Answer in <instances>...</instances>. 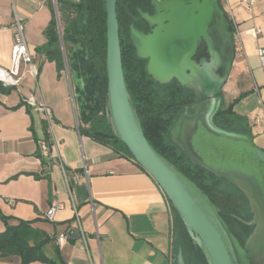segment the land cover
Wrapping results in <instances>:
<instances>
[{
    "label": "crops",
    "instance_id": "crops-1",
    "mask_svg": "<svg viewBox=\"0 0 264 264\" xmlns=\"http://www.w3.org/2000/svg\"><path fill=\"white\" fill-rule=\"evenodd\" d=\"M249 1L221 0L235 24L236 52L222 103L244 118L243 127L264 152V67L258 57L264 48V0ZM56 16L53 0H0V68L12 67L17 19L37 68L33 77L20 67V86L0 91V212L11 225L31 224V245L52 239L42 251L54 264H177L161 189L135 162L81 133L90 114L81 113L84 78L77 70L59 72L56 62L39 52ZM60 30L58 23L59 38ZM41 140L51 143L52 160L42 156ZM56 201L65 208L49 222L46 213ZM78 220L84 237L73 241L69 232L79 230ZM5 229L0 219V234ZM63 235L68 239L59 242Z\"/></svg>",
    "mask_w": 264,
    "mask_h": 264
},
{
    "label": "water",
    "instance_id": "water-1",
    "mask_svg": "<svg viewBox=\"0 0 264 264\" xmlns=\"http://www.w3.org/2000/svg\"><path fill=\"white\" fill-rule=\"evenodd\" d=\"M159 10V53L142 51L144 39L132 28L138 56L150 58L148 73L160 83L176 78L194 93V106L179 115L171 140L190 162L227 179L248 200L252 232L242 246L222 219L219 209L187 177L161 156L145 136L129 94L123 70L117 0H105L107 14V93L109 121L117 139L161 189L208 264H264V152L244 134L219 128L214 117L221 108L223 88L236 56L234 37L218 0H151ZM149 21L148 15H144ZM167 22L162 26V22ZM62 42V32L60 30ZM204 38L209 61L193 62L198 40ZM192 40L189 49L180 42ZM81 237L72 229L69 238ZM177 264H186L180 251Z\"/></svg>",
    "mask_w": 264,
    "mask_h": 264
},
{
    "label": "trees",
    "instance_id": "trees-1",
    "mask_svg": "<svg viewBox=\"0 0 264 264\" xmlns=\"http://www.w3.org/2000/svg\"><path fill=\"white\" fill-rule=\"evenodd\" d=\"M223 9L221 0H218ZM151 0H117V16L120 29V43L122 51L123 70L126 85L132 99L133 106L138 113L141 124L149 143L161 156L169 161L185 177L192 181L220 211L222 219L233 235L242 246L252 232L253 227L248 223L250 218L244 221L238 215V208L241 200L248 206V200L234 187L227 179L219 178L211 172L192 164L187 155L172 142L167 143L166 136L174 127L179 115L184 109L181 106L186 102L180 95V88L170 86L164 88L157 84L147 75L145 62L137 58L132 50L129 37V13L138 15L151 7ZM58 13L62 21V41L60 44L58 33V21L54 17L53 22L47 30L48 43L39 50L46 53L49 59L56 62L59 72L65 71L66 65L69 74L77 72L85 80V88L82 91L84 99L81 103V113L86 116L85 123L89 124L88 129H81L95 142L111 147L116 153L127 157L143 171L131 155L125 144L117 139L109 121L108 114V93H107V14L105 0H56ZM224 11V9H223ZM225 12V11H224ZM228 21V32L234 37V24L226 14ZM235 41V39H234ZM12 88H4L0 85V91L8 93ZM82 99V98H81ZM176 105L175 103H178ZM222 103V102H221ZM21 103L18 107L23 106ZM178 106V107H176ZM17 107V108H18ZM184 111V110H183ZM244 118L234 113L232 106L226 108L223 103L214 117V123L221 129L241 133L249 136L250 131L243 127ZM49 137L47 136V139ZM51 145V143H50ZM148 174V173H146ZM227 181L240 194L234 196L220 189V183ZM166 199V198H165ZM169 210L171 232L175 238L176 255L181 251L186 264H189L187 257H200L203 264H208L205 256L198 246L190 238L182 219L166 200ZM0 219L5 223V232L0 234V259H11L19 257L21 264L42 262L54 264L43 253L45 244L52 241L50 238L40 241L34 245L29 242L35 234V229L30 223L19 221L17 225H11L9 219L0 212ZM234 224H239L246 232L245 240L235 232Z\"/></svg>",
    "mask_w": 264,
    "mask_h": 264
},
{
    "label": "flooded vegetation",
    "instance_id": "flooded-vegetation-1",
    "mask_svg": "<svg viewBox=\"0 0 264 264\" xmlns=\"http://www.w3.org/2000/svg\"><path fill=\"white\" fill-rule=\"evenodd\" d=\"M158 3L159 1L162 2L163 0H157ZM151 8L145 12H140L138 15H132V14H128L129 18H130V23H129V37H130V43L132 46V50H134V54L137 58L141 59L142 61H144L145 64V69L147 72V75L150 76V78L157 84V86L159 87L162 86L164 88H168L170 86H175V87H179L180 88V95L181 98H183L186 102L185 105L181 106L182 108H184V111L186 108L189 109V111L192 110V107L195 105L193 102L194 99V93L183 87L180 82L176 79L173 78L169 83L166 84H162L159 82V80H155L149 73H148V66L150 63V58H141L138 56V49L134 44V41L132 39V28H134L136 30V32L144 39L143 43H142V51H144L145 53H149L151 52L153 49V41H151L149 39V37H151L153 34H156V46L158 49V53H159V10L156 11V6H154L151 2ZM144 15H148V18H150V20L148 21ZM167 22L163 21L162 22V26L166 25ZM192 40H188V41H183L180 42V49H189L191 46ZM196 49L194 50V56L192 57L193 62H195L198 66H202L203 62L205 61H209L210 56L208 54V47L204 38H201L200 40H198L197 44H196ZM176 105H179L178 103H175ZM222 106V104H221ZM178 107V106H176ZM183 111V112H184Z\"/></svg>",
    "mask_w": 264,
    "mask_h": 264
},
{
    "label": "built area",
    "instance_id": "built-area-1",
    "mask_svg": "<svg viewBox=\"0 0 264 264\" xmlns=\"http://www.w3.org/2000/svg\"><path fill=\"white\" fill-rule=\"evenodd\" d=\"M55 7H56V0H53ZM248 4L251 5L252 2L247 0ZM24 24L17 19L14 25V44L12 48V55H11V62L12 67L11 69H2L0 68V85L4 88H15L20 86L23 73L21 72L22 66H26L29 70V73L33 76H37V68L34 64V55L29 51V47L27 45V41L25 40V27ZM235 25V24H234ZM258 57L259 60L264 67V48L258 50ZM68 74V71H66ZM48 123L50 122L49 117H47ZM39 149L42 156L46 159L52 160L51 149L52 146L48 140H41L39 141ZM65 208L62 202L56 201L54 202L51 207L48 209L46 213V218L49 222L54 221V217L57 211ZM79 231L80 234L84 237V232L80 226L79 220ZM68 237L63 235L59 238V242L67 240Z\"/></svg>",
    "mask_w": 264,
    "mask_h": 264
},
{
    "label": "rangeland",
    "instance_id": "rangeland-1",
    "mask_svg": "<svg viewBox=\"0 0 264 264\" xmlns=\"http://www.w3.org/2000/svg\"><path fill=\"white\" fill-rule=\"evenodd\" d=\"M56 17H57L56 19H57V21L59 23L60 29H62L61 15L58 13V11H57V16ZM66 70H68L67 65H66ZM68 73H69V70H68ZM183 110L184 109H182L178 113V115L180 113H182ZM166 140H167V143L172 144L169 135L166 136ZM220 187H221L220 189H222V190H224V191H226L228 193H231L234 196H239L240 195L236 191V189L232 185H230L227 181H222L220 183ZM238 215L244 221H248L249 220L251 214H250V211H249V206H248V204L245 201L241 200V204H240V206L238 208ZM234 230L241 237V239L245 240L247 234H246V232L242 229V227L239 224H234ZM175 246L177 247L178 245L176 244ZM187 261H188L189 264H203L202 259H200V257H198V256H196V257L189 256V257H187Z\"/></svg>",
    "mask_w": 264,
    "mask_h": 264
}]
</instances>
